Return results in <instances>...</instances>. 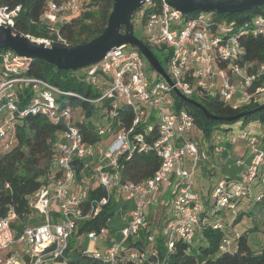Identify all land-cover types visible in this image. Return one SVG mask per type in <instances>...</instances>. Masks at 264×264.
I'll return each mask as SVG.
<instances>
[{"label": "built area", "instance_id": "obj_1", "mask_svg": "<svg viewBox=\"0 0 264 264\" xmlns=\"http://www.w3.org/2000/svg\"><path fill=\"white\" fill-rule=\"evenodd\" d=\"M45 1L41 20L49 28V35H27L47 44L60 45L61 42L68 45L60 24L79 14L86 0ZM22 7V4L14 7L0 5V23L14 27ZM132 22L134 29L142 30L153 47L165 45L170 49L165 69L170 81L159 74L134 45H130V51L125 50L129 45L114 48L99 62L85 67L84 78L100 89L103 97L115 98L114 106L117 101H123L135 113L133 126L122 128L112 136L111 123L106 117V126L99 129L103 140L98 143L87 142L76 123L74 109L70 105H60L59 95L69 92L47 79L14 75L28 66L14 51L8 50L4 54V70L0 79V144L3 149H9L16 141V121L27 114H43L54 122L62 121L64 129L53 142L55 154L51 182L29 196L31 206L44 220L25 226L20 236L16 237L12 225L17 218L15 210L0 216V264H55L66 261L64 253L76 225L91 218L94 211L93 204L88 208L85 206L91 185L79 182L76 168L79 163L83 168L92 167L89 178L103 185L109 195L133 202L121 230L122 237L116 240L107 236L108 241L103 248L93 252L86 249L99 264H119V261L155 264L153 257L158 256L156 245L159 233L169 249L175 247L178 239L193 243L204 225L211 223L214 228H223L224 222L216 218L218 212L250 196L255 182L264 183V135H257L253 127H249L234 134L233 138L235 143L244 142L251 155L250 161L236 159V166L241 168L238 177L219 179L212 201L200 210L194 191L195 169L199 160L209 157L206 137L202 132L200 139L190 136L195 127V116L186 108L177 109L173 96L176 90L186 97L194 94L218 95L234 107L251 100L263 102L264 61L241 64L239 60L244 48L239 38L250 32L264 34V14L254 17L250 29L233 33L228 30L227 20H217L212 12L202 11L187 18L167 0H146L134 13ZM26 83H33L34 95L29 105L21 108L18 85ZM142 121H149L145 132H135L134 127ZM155 121L159 137L149 142L146 133L153 131ZM216 146L219 153L226 149L223 141ZM148 150H154L161 159L153 177L143 182H121V159ZM186 156L193 160L191 168L184 165ZM229 158L230 155L226 156L222 162ZM210 167L215 168L216 164L212 163ZM172 177L178 179V185L169 198L170 217L162 228H154L148 235L147 247L132 245V240L138 237L140 231L149 226V211L161 203L160 192ZM108 199L104 197L98 204H105ZM203 210H208V213L202 215ZM100 234L108 235L107 228L87 233L92 240H97ZM238 236L236 232L233 239H224L222 247L231 244ZM16 242L24 244L23 253H6Z\"/></svg>", "mask_w": 264, "mask_h": 264}, {"label": "trees", "instance_id": "obj_2", "mask_svg": "<svg viewBox=\"0 0 264 264\" xmlns=\"http://www.w3.org/2000/svg\"><path fill=\"white\" fill-rule=\"evenodd\" d=\"M45 2V0H0V5L7 4L14 7L22 4L23 7L16 18L14 30L21 34L45 37L49 35V28L41 20ZM113 6L114 0H86L79 14L71 16L67 22L60 24V30L69 44L61 42L59 44L71 46L85 43L100 35L108 24ZM202 11L195 10L185 16L191 18ZM212 13L217 20H227L228 30L236 33L252 27L254 17L264 14V4L243 12L219 13L212 11ZM140 38L153 50L166 69L170 59V49L165 45L153 47L144 36ZM239 42L244 48L239 60L241 64L264 61V34L255 35L250 32L242 35ZM154 48L160 52L161 56ZM7 51V49H0V79L4 70L3 57ZM23 61L27 64V69L14 73V75L47 79L69 92V94L59 95L58 101L62 107L70 105L74 111L76 108L80 109L77 116L75 113L76 123L87 142L98 143L103 140L99 129L106 126V117L107 121L111 123L110 136L122 128L129 129L133 126L135 113L131 106L123 101H117V105L114 106L115 98L103 97L102 91L86 81L84 73H80V69L75 71L61 69L40 58H23ZM18 90L21 97L20 107L24 108L29 105L34 95L33 83L19 84ZM173 96L176 108L189 110L195 116V126L208 140L214 139L216 135H237L249 127H253L257 135H264V101L251 100L246 104L234 107L223 101L218 95L194 94L186 99L174 92ZM191 99L201 103L217 118L209 117L202 108L195 106L190 101ZM239 115L241 116L236 118ZM148 124L149 121L137 124L134 127L135 132H145ZM63 129L62 121L54 122L43 114H27L19 117L16 121V141L13 145L9 149H3L0 144V216L7 215L11 209L15 210L17 218L12 225L16 237L20 236L25 226L31 224L28 223L27 218L34 209L31 207L29 196L51 182L50 176L55 154L53 142ZM146 137L149 142L159 137L156 121L153 131L147 132ZM226 162L228 165V161ZM121 163L123 164V168L120 170L121 182H143L153 177L160 166L161 159L154 150H148L135 152L130 158L125 156L121 159ZM233 165L236 166V160ZM76 168L79 182L91 185L85 206L88 208L93 204L94 211L91 218L78 222L73 234L82 235L91 230L100 231L102 228H107L108 234L111 235L115 230H111L108 222L119 208L122 209V212L126 211L128 215L131 209L130 203L123 202L115 195H109L103 185L91 180L89 178L91 166L83 168V165L79 163L76 164ZM238 168L240 171L241 168ZM226 177L228 179L237 178V176ZM252 189V194L237 205L218 212L216 218L222 220L221 213L232 209L234 218L231 222L222 220L223 228H214L211 223L204 225L193 243L178 239L175 247L169 249L162 234L159 233L156 245L158 256L153 257L155 264H264V183L255 182ZM104 197L109 198L108 202L98 204ZM241 203L246 204L247 210L242 208L238 211L236 209ZM207 211L203 210L201 214L205 215L208 213ZM243 218L255 223L252 225L245 223L243 231H236V224ZM154 230L151 226L142 229L138 237L132 240V245L147 247V237ZM236 232L239 233V236L223 248L224 239H233ZM116 234V238L120 236L119 233ZM251 234L259 236L254 239V245L250 242ZM70 248L71 238L69 247L64 253L67 264H74L83 257L89 259V264H99L91 254L83 249H80V257L77 260H70L68 257ZM119 264L131 263L119 261Z\"/></svg>", "mask_w": 264, "mask_h": 264}, {"label": "water", "instance_id": "obj_3", "mask_svg": "<svg viewBox=\"0 0 264 264\" xmlns=\"http://www.w3.org/2000/svg\"><path fill=\"white\" fill-rule=\"evenodd\" d=\"M145 1L114 0L104 31L88 42L71 46L39 42L15 31L11 26L0 23V49L14 51L21 58H40L55 64L58 68L75 71L99 62L114 48L134 45L146 57L150 65L170 81V76L153 50L135 33L133 15ZM167 2L183 14H190L195 10L235 13L264 4V0H167ZM176 94L188 99L179 90H176ZM190 101L202 108L209 117L217 118L201 103L193 99Z\"/></svg>", "mask_w": 264, "mask_h": 264}, {"label": "rangeland", "instance_id": "obj_4", "mask_svg": "<svg viewBox=\"0 0 264 264\" xmlns=\"http://www.w3.org/2000/svg\"><path fill=\"white\" fill-rule=\"evenodd\" d=\"M135 33L139 37H143V36L145 37L143 31L140 29H135ZM131 48H132V46L129 45L126 47L125 50L130 51ZM154 50L157 52L158 55L161 56V54L158 50H156L155 48H154ZM80 73H84V68L80 69ZM261 85L264 87V80L262 81ZM75 113L77 116L80 113V109L76 108ZM195 132L200 133V130L196 126L194 127L193 131H191L190 134H192L195 138H197L198 136L195 134ZM233 137H228V136L222 135L221 139H219L220 141H223L224 143H226V140H228L229 144L227 145L228 147L225 146L226 149L224 150V152L220 153V155L217 158H215L214 162L217 164V168L214 169V171L210 175V177H207V179H206L199 174L197 175L198 181H197L195 190L197 191V189L203 188V193H204L203 197L207 201V203H210L212 201V193H213L214 187H215L216 183L218 182V180L227 176V173L224 172L218 166L220 164H222L221 162L223 161V158H225L226 156L230 155V157L234 156V158H235L236 154L234 155V151L236 150V147L238 146L237 148L239 149V148H241V146L243 144V141H238L237 143H235V140ZM109 140L107 142H109ZM185 159L190 161V163H192V161H193L189 156H186ZM228 175L230 176L229 173H228ZM237 177H238V175H237ZM163 191L160 192L161 193L160 194L161 203L157 207L152 208L148 214L149 226L156 228L158 230L163 227L165 221L170 217V214H171L170 213L171 212V204L169 202V199H167V197L163 195ZM204 199H203V201H204ZM198 201H199L198 204H200V203L202 204L201 205L202 209L207 207V204H205V203L203 204L202 199L198 200ZM123 202H124V200H123ZM132 204H133V202H130V207ZM242 208L247 210L245 203L239 204V206L236 209H238V211H239ZM126 217H127L126 211L122 212L121 208L117 209L116 214L108 222L111 230H115L114 233H111V235L110 234H108V235L107 234H100L97 240L90 239L87 234H82V235L73 234L71 237V248L69 249V252H68L69 259L70 260H77L80 257L79 256L80 249H83V250L87 249L90 252H93L97 248H103V246L107 244V241H108L107 236H113L116 238V236H117L116 233H119L120 236L116 238V240H119L122 237L120 230L122 229V227L124 226V224L126 222ZM221 218H222V220L231 222L234 218V214L232 212V209L227 210L225 212H222ZM42 219H43V216L35 210L27 218L28 223H31V224L32 223L33 224L38 223V222L42 221ZM254 223H255L254 221L249 222V220H248V222L246 224L252 225ZM236 227H235L236 231H243L245 229V225L242 222H239L238 224H236ZM256 237L258 238L259 236L255 235V234L250 235V242L252 245H254V242H255L254 239ZM23 248H24L23 243H17L16 242L11 246L10 250H13V252L17 251L19 254V252H21L23 250ZM21 253H23V251ZM55 264H67V261L57 262ZM74 264H89V259L87 257H83V258H80V260Z\"/></svg>", "mask_w": 264, "mask_h": 264}, {"label": "crops", "instance_id": "obj_5", "mask_svg": "<svg viewBox=\"0 0 264 264\" xmlns=\"http://www.w3.org/2000/svg\"><path fill=\"white\" fill-rule=\"evenodd\" d=\"M193 131V130H192ZM195 134L198 136L197 138H201V133H198V132H195ZM190 136L191 137H193V138H195L192 134H190ZM220 135H216L215 136V138H214V140L212 139V140H208L207 138H206V149H207V151H208V155H209V157H208V159H201V160H199L198 161V164H197V166H196V169H195V177H196V183H195V187H194V190L196 189V184H197V181H198V178H197V175L199 174V175H201L202 177H204V178H206L207 179V177H210V175L213 173V171H214V169H216L217 168V164L214 162L215 161V158H217L219 155H220V153H219V151L217 150V146H216V144L220 141L219 139H218V137H219ZM234 135H228V137H233ZM241 141V140H240ZM214 144V147H212V145ZM225 145H226V147H228L227 145L229 144V142H228V140H226V143H224ZM238 147V146H237ZM236 147V150L234 151V155L236 154V156H235V158H234V156L233 157H230L229 159H227V161H228V165H227V162H226V164H224L223 162H221L222 164H220L218 167H220L224 172H226L227 173V176H229L228 175V173L230 174V176H232V177H236L237 176V174L239 173L238 171H239V168L237 167V166H235V165H233V162L236 160V159H238V158H243L245 161H247V162H249L250 161V159H251V155H250V152L249 151H247V148L245 147V144H244V142H243V144H242V146H241V148H237ZM212 163H215L216 164V167L215 168H211L210 167V165L212 164ZM184 165L187 167V168H191L192 166H193V161H192V163H190V161H188V160H186L185 159V161H184ZM227 165V166H226ZM177 185H178V179L177 178H175V177H172L171 178V180L168 182V183H166L164 186H163V188H162V190H161V192L163 191V195L164 196H166L167 197V199H169L170 198V196H171V194L177 189ZM199 191V192H198ZM195 196H196V198L198 199V200H201L202 199V201H203V199H204V193H203V188L202 189H197V191L195 190ZM197 200V201H198ZM199 202V201H198ZM207 204V201L204 199V201H203V204ZM201 203L200 204H198V206H199V209L200 210H202V208H201ZM35 211H37L36 210V208L34 207V206H31ZM131 209H132V205H131ZM131 209H130V211H131ZM130 211H129V214L127 215V217H126V220H127V218L129 217V215H130ZM171 213V212H170ZM56 216H57V213H54ZM44 220V217H43V219H42V221ZM41 222V221H40ZM244 225H245V223H247L248 222V220H247V218H243L242 219V221H241ZM33 224V223H32ZM236 227V226H235ZM237 228V227H236ZM24 249V248H23ZM9 251H13V250H7L6 251V253L7 252H9ZM23 251V250H22ZM21 251V252H22ZM20 252V253H21ZM22 254V253H21Z\"/></svg>", "mask_w": 264, "mask_h": 264}]
</instances>
